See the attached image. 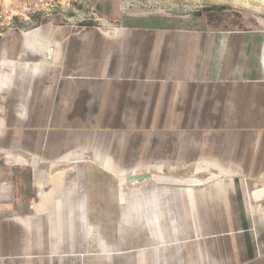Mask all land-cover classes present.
<instances>
[{
    "label": "crops",
    "instance_id": "0c3cea01",
    "mask_svg": "<svg viewBox=\"0 0 264 264\" xmlns=\"http://www.w3.org/2000/svg\"><path fill=\"white\" fill-rule=\"evenodd\" d=\"M0 264H264V27L0 33Z\"/></svg>",
    "mask_w": 264,
    "mask_h": 264
},
{
    "label": "rangeland",
    "instance_id": "374dc122",
    "mask_svg": "<svg viewBox=\"0 0 264 264\" xmlns=\"http://www.w3.org/2000/svg\"><path fill=\"white\" fill-rule=\"evenodd\" d=\"M45 23L102 28L197 23L252 29L264 27V0H0V33Z\"/></svg>",
    "mask_w": 264,
    "mask_h": 264
},
{
    "label": "water",
    "instance_id": "95a60500",
    "mask_svg": "<svg viewBox=\"0 0 264 264\" xmlns=\"http://www.w3.org/2000/svg\"><path fill=\"white\" fill-rule=\"evenodd\" d=\"M145 178H147V176H137V177L133 178L132 181H141V180H143Z\"/></svg>",
    "mask_w": 264,
    "mask_h": 264
}]
</instances>
